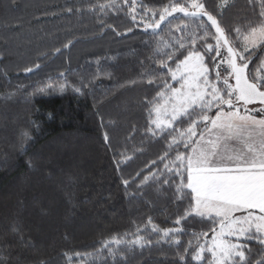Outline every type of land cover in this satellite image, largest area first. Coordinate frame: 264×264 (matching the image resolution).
<instances>
[{"label":"trees","instance_id":"16d2710c","mask_svg":"<svg viewBox=\"0 0 264 264\" xmlns=\"http://www.w3.org/2000/svg\"><path fill=\"white\" fill-rule=\"evenodd\" d=\"M168 2L137 0L130 13L124 0H0V264H184L192 234L212 226L199 217L176 225L187 202L177 201L175 185L156 182L169 178L164 165L176 155L173 150L160 162L170 137L147 130L145 98L156 96L167 72L159 71L161 41L179 49L183 39L180 52L187 55L196 39L197 50L205 51L200 21L182 13L157 34L145 28L151 12L144 11L158 12ZM105 3L111 7L101 11ZM205 3L230 38L261 10L259 0L255 8L249 0ZM262 58L264 51L254 53L253 75ZM25 132L31 139L22 151ZM149 218L186 234L162 238ZM137 229L144 247L130 244ZM113 237L122 243L111 244L110 253L103 242ZM241 242L252 264L264 259L257 239ZM187 260L195 264L190 255Z\"/></svg>","mask_w":264,"mask_h":264},{"label":"snow or ice","instance_id":"6c2138e0","mask_svg":"<svg viewBox=\"0 0 264 264\" xmlns=\"http://www.w3.org/2000/svg\"><path fill=\"white\" fill-rule=\"evenodd\" d=\"M124 3L130 13H135L137 0H124ZM249 3L255 8L256 0H249ZM259 4L261 10L255 21H250L243 29H234L236 35L232 38L221 27L217 16L208 10L205 0H169L158 12L144 11L145 16L151 12V22L145 24V28H151L153 34L162 30V25L175 13L199 20L198 28L206 34L198 37L205 41L203 53L197 50L196 39L192 40L187 55L180 52L186 47L183 39L178 41L179 49H175L170 41H161L165 51L159 71L163 73L166 69L167 72L165 79L157 85L160 91L156 96L150 100L145 98L147 130L153 136L170 137L160 162L168 160L170 153L176 151L175 158L164 165L169 178L161 175L156 180L157 183L162 180L169 187L175 185L177 201L187 202L183 215H177L174 223L182 225L199 217L201 222L212 225L208 231L192 234L195 243L189 240L180 257L184 264H188L189 255L195 264H205V261L207 264H252L246 255V245L239 241L255 238L264 246V118L257 119L246 107L257 101L264 105V62L257 66L255 75L249 67L254 62V53L264 51V0H259ZM227 6L228 0H221V7ZM109 7L110 3L99 5L101 11ZM140 7L145 6L141 4ZM204 17L206 21L202 19ZM135 18L133 15V20ZM209 25L215 29L214 33L210 32ZM185 27L179 30L183 32ZM209 38L215 45L207 42ZM170 44L171 51L167 50ZM222 49L226 50V56ZM213 52L215 56L211 55ZM168 77L179 87L170 83ZM154 82L153 79L148 81L150 85ZM240 102L245 106L243 114L235 107ZM224 105H227V111L222 107ZM213 108H216L215 115L210 116ZM259 111L264 112V108ZM185 120L188 121L186 128L182 126ZM205 132L209 137L216 134V139H206ZM104 138L107 142L106 134ZM30 139L28 133H22V151ZM233 139L241 141L243 148L231 154L221 153L220 142ZM149 179V176L144 177L145 182ZM124 183L127 185L128 181ZM148 223L152 224L151 218ZM140 232L141 229H137L130 242L132 246H145ZM152 232H162V238L166 239L186 234L183 227L160 229L155 224H152ZM231 237H235L236 242ZM113 243L120 244L122 240L113 237L110 241L105 240L103 247L111 253ZM173 243L177 248L181 247L179 239H173ZM255 264H264V259Z\"/></svg>","mask_w":264,"mask_h":264},{"label":"rangeland","instance_id":"374dc122","mask_svg":"<svg viewBox=\"0 0 264 264\" xmlns=\"http://www.w3.org/2000/svg\"><path fill=\"white\" fill-rule=\"evenodd\" d=\"M261 62H264V58H262ZM172 82L175 83L174 81H172ZM177 87H179L178 84H177ZM236 105L243 106L241 103L236 104ZM256 108H264V106H250V107H247V109L249 111H251V114L254 115V116H256L257 119L264 118V112H260L259 109H256ZM244 111H241V113L243 114ZM210 126L211 125L209 124V127ZM205 137H206V139L210 138V139L215 140L216 139V134H213L211 137H209L208 133L205 132ZM256 143H257V147H258L259 146V138L258 137L256 138ZM220 144H221V148H220L221 153L227 152V154H231L233 151H240L243 148V143L241 141L235 140V139L230 140V141H223L222 140L220 142ZM253 213L254 214H258L257 210H253ZM237 215H240V213H237ZM231 239L234 242H236L235 237H231ZM241 241H239V242L242 243Z\"/></svg>","mask_w":264,"mask_h":264},{"label":"water","instance_id":"95a60500","mask_svg":"<svg viewBox=\"0 0 264 264\" xmlns=\"http://www.w3.org/2000/svg\"><path fill=\"white\" fill-rule=\"evenodd\" d=\"M202 19H204L205 21H206V17H204V18H202ZM214 29V28H213ZM214 31H215V29H214ZM234 82V81H233ZM241 104H242V102H240ZM243 105V104H242ZM250 106H264V105H261V104H259V102L257 101V102H255V103H253V104H250V105H247L246 107H250ZM245 107V106H244Z\"/></svg>","mask_w":264,"mask_h":264}]
</instances>
